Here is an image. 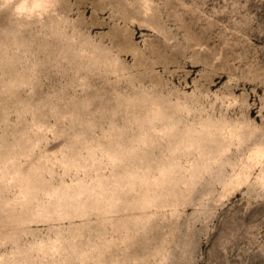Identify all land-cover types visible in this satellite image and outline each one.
<instances>
[{
  "label": "rangeland",
  "instance_id": "1",
  "mask_svg": "<svg viewBox=\"0 0 264 264\" xmlns=\"http://www.w3.org/2000/svg\"><path fill=\"white\" fill-rule=\"evenodd\" d=\"M0 264H264V0H0Z\"/></svg>",
  "mask_w": 264,
  "mask_h": 264
}]
</instances>
